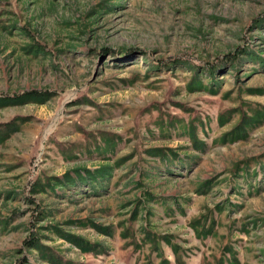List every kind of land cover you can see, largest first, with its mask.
I'll list each match as a JSON object with an SVG mask.
<instances>
[{
  "label": "rangeland",
  "instance_id": "1",
  "mask_svg": "<svg viewBox=\"0 0 264 264\" xmlns=\"http://www.w3.org/2000/svg\"><path fill=\"white\" fill-rule=\"evenodd\" d=\"M167 256L264 264V0H0V264Z\"/></svg>",
  "mask_w": 264,
  "mask_h": 264
},
{
  "label": "trees",
  "instance_id": "2",
  "mask_svg": "<svg viewBox=\"0 0 264 264\" xmlns=\"http://www.w3.org/2000/svg\"><path fill=\"white\" fill-rule=\"evenodd\" d=\"M107 167H109V166H107ZM107 167L100 168L99 170H95V171L85 170L86 174L79 172L77 177H69L68 176V179L65 181V184H60V182L58 181L56 186H62L63 187L64 185L74 184L77 181L83 182V181H87L88 179L96 180L97 177H103L104 178L110 174L109 169Z\"/></svg>",
  "mask_w": 264,
  "mask_h": 264
},
{
  "label": "crops",
  "instance_id": "3",
  "mask_svg": "<svg viewBox=\"0 0 264 264\" xmlns=\"http://www.w3.org/2000/svg\"><path fill=\"white\" fill-rule=\"evenodd\" d=\"M167 259H168L167 264H173V262L175 261L174 257L171 258L170 256H167Z\"/></svg>",
  "mask_w": 264,
  "mask_h": 264
}]
</instances>
